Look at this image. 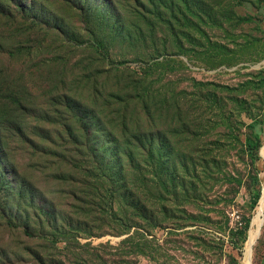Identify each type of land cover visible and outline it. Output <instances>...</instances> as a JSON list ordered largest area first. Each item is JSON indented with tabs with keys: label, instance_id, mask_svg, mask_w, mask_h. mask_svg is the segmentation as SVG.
<instances>
[{
	"label": "rangeland",
	"instance_id": "1",
	"mask_svg": "<svg viewBox=\"0 0 264 264\" xmlns=\"http://www.w3.org/2000/svg\"><path fill=\"white\" fill-rule=\"evenodd\" d=\"M90 1L107 13L102 0ZM48 2L38 8V1L15 0L19 8L10 7L22 17L18 22L25 31L18 38L25 54L11 65L15 71L31 72L28 80L38 88L51 84L49 71H65L69 87H84L88 74L96 76L102 71L101 58L88 51L90 38L72 7L60 4L54 8ZM189 5L203 10L201 28L212 42L205 41L210 52L191 45L199 32L187 29L185 34L179 33L187 55L169 48L164 70L156 72L154 81L164 74L157 88L171 101H181L180 94L186 92L190 101L200 103L196 108L190 104L199 111L190 125L192 141L176 139L179 134L168 135L172 141L168 151L192 156L194 162L186 167L171 157L173 164H168L159 187L157 162L150 160L146 185L137 184L133 191L137 197L143 193L138 204L137 199L129 201L137 208H126L120 184L115 187L106 179H90L87 161L71 153L72 148L58 150L59 157L73 160L62 169L64 180L54 181L52 172L40 175L39 192L34 200H24L22 207L15 203L19 193L15 179L0 164V264H34L36 255L44 258V264H243L248 231L264 183V81L260 86H240L264 78V0H189ZM65 6L70 13L66 22L60 23L52 13L58 7L65 13ZM230 6H236L238 16L245 21L230 22ZM191 21L196 23L195 18ZM152 22L157 26L155 45H148L145 52L124 36L115 37L109 40L112 62L136 67L159 58L151 50L164 52L166 39L160 36L164 24ZM5 24L8 29L14 27L11 20ZM0 62L9 64L5 58ZM198 82L214 85L212 92L219 100L214 110L207 109L205 94L193 91ZM232 97L247 103L239 109L231 103ZM232 123L241 133L240 141L231 135L236 132ZM161 125L153 123V130ZM254 132L260 134L261 145L250 150L247 137H254ZM203 155L209 156L198 167L196 158ZM16 158L23 169L35 161L19 148ZM174 161L177 169L173 178ZM160 191L165 200L160 199ZM256 191L260 196L253 206L251 197ZM26 213L33 223L35 215L40 216L44 229L24 226ZM16 215L21 220L15 219ZM50 234L58 239L49 241ZM251 264H264V213L261 232L252 246Z\"/></svg>",
	"mask_w": 264,
	"mask_h": 264
},
{
	"label": "trees",
	"instance_id": "2",
	"mask_svg": "<svg viewBox=\"0 0 264 264\" xmlns=\"http://www.w3.org/2000/svg\"><path fill=\"white\" fill-rule=\"evenodd\" d=\"M33 1H38L36 7L41 8L42 2L49 0ZM102 1L107 13L98 6H92L90 0L48 2L54 8L60 4L72 7L70 10L77 15L81 26H84L83 31L90 38L88 51L101 58L103 68L96 76L88 74V85L84 87L79 84L69 87V76L65 71H49L51 84L38 88L28 80L31 72L15 71L11 65L14 59L25 54L18 39L25 31L20 30L23 26L18 22L22 19L20 14L12 13L10 9L13 6L19 8L15 0H0V60L5 58L9 62L8 65L0 62V164L12 174L18 185L19 193L15 198L18 207H22L24 200L28 198L34 200L35 194L39 192L37 180L40 175L52 172L54 181L64 180L62 169L64 166H70L69 162H73L72 159L59 157L58 150L64 147L72 148L71 153L81 155L87 161V172L92 176L90 179H106L110 183L113 182L115 187L120 184L119 191L122 190L121 197L124 204H127L126 208L138 207L129 205V201L137 199L138 204L137 201L143 193L138 189L140 196L137 197L133 191L136 190L137 184L143 187L146 185L150 160L157 162L159 187L163 184V174L165 175L168 164H173L171 157L175 156L179 165L186 167L194 162L192 156L168 151L172 144L168 135L179 134L175 135L176 139L183 137L185 142H191L190 125L192 121L195 122L194 118L199 111H194L190 104L196 108L200 103L190 101L186 92L179 96L185 103L178 99L171 101L166 92L163 94L162 89L157 88L159 82H163L164 74L157 81L154 79L157 71L162 68L164 70V57H167L169 48L178 50L177 54L187 55V50L178 37L179 33L185 34L187 29L200 33L198 38L191 41V45L210 52L205 41L209 44L212 42L201 28L204 23L203 10L196 6L191 9L189 0ZM65 7V13L64 9L61 11L59 7L52 13L60 23L66 22L65 16L70 13L69 8ZM230 7V22L245 21L238 16L236 6ZM192 18H195L196 23L191 21ZM9 20L14 23V27L10 29L5 24ZM152 20L164 24V34L160 32V36L165 35L163 38L166 39L162 50L164 52L151 50L157 53L159 58H151L136 67L128 63L112 62L109 40L115 37L124 36L131 44L145 52L149 49L148 45H155L157 26ZM27 53L33 51L28 50ZM160 58H164V62H159ZM262 81L264 78L258 82L249 81L240 87L244 89L251 84L260 86ZM213 86L212 83L198 82L193 89L194 92L198 90L201 95L205 94L204 102L210 111L214 110L219 102L212 92ZM231 103H236L240 109L247 101L232 97ZM225 120L228 122V119ZM254 122L256 123L257 119H254ZM153 123L162 125L153 130ZM232 124L231 127L236 132L231 135L240 141L241 133L235 123ZM176 127H179L180 131H177ZM260 145L259 133L254 132V137H247L248 149L252 150ZM17 148L27 157H31L30 160H35L29 165L35 162L37 165L21 168L16 158ZM206 156L209 155H203L202 159L196 158L198 167L204 165ZM176 161L172 177L176 173ZM160 196V199L165 200L162 191ZM259 196L257 191L252 194L253 206ZM114 204L112 203L113 206ZM51 206L54 204L51 203ZM25 215L22 219L24 226L44 229V221L40 216L35 215L33 223L32 217L27 213ZM14 218L21 220L18 215ZM246 225L248 227V220ZM41 234V237L45 238L44 233ZM51 238L58 239L56 234H50L49 241ZM51 242L54 244V241ZM33 257L36 260L34 264H44V258L41 256Z\"/></svg>",
	"mask_w": 264,
	"mask_h": 264
},
{
	"label": "bare ground",
	"instance_id": "3",
	"mask_svg": "<svg viewBox=\"0 0 264 264\" xmlns=\"http://www.w3.org/2000/svg\"><path fill=\"white\" fill-rule=\"evenodd\" d=\"M262 156L264 158V146L261 150ZM263 213H264V183H263V189H262V195L259 199V202L256 206L255 213L251 220V225L248 231V237L245 244V254L243 264H251V251L252 246L255 243V241L258 239L259 234L261 232V227L263 223Z\"/></svg>",
	"mask_w": 264,
	"mask_h": 264
},
{
	"label": "water",
	"instance_id": "4",
	"mask_svg": "<svg viewBox=\"0 0 264 264\" xmlns=\"http://www.w3.org/2000/svg\"><path fill=\"white\" fill-rule=\"evenodd\" d=\"M263 221V220H262Z\"/></svg>",
	"mask_w": 264,
	"mask_h": 264
}]
</instances>
